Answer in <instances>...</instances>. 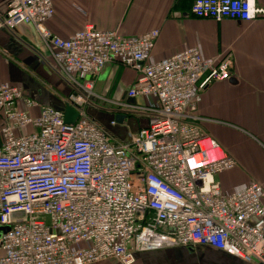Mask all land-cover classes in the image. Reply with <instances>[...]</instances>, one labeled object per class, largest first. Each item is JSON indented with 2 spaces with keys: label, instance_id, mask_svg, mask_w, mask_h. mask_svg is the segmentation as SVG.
Segmentation results:
<instances>
[{
  "label": "built area",
  "instance_id": "2783aa9c",
  "mask_svg": "<svg viewBox=\"0 0 264 264\" xmlns=\"http://www.w3.org/2000/svg\"><path fill=\"white\" fill-rule=\"evenodd\" d=\"M190 11L216 22L264 15L257 0H193ZM53 15L54 0H5L0 14V29L33 26L77 114L66 123L63 109L0 83V264H134L138 252L194 245L264 264V186L222 189L217 176L236 160L196 108L205 86L229 78L231 54L187 47L154 61L158 29L126 36L85 21L62 36L47 25ZM112 62L136 72L133 102L94 90ZM90 109L112 112L109 126L116 115L147 125L119 140Z\"/></svg>",
  "mask_w": 264,
  "mask_h": 264
},
{
  "label": "crops",
  "instance_id": "0c3cea01",
  "mask_svg": "<svg viewBox=\"0 0 264 264\" xmlns=\"http://www.w3.org/2000/svg\"><path fill=\"white\" fill-rule=\"evenodd\" d=\"M192 2L54 0V15L47 25L62 36L80 29L85 21H91L99 30H117L126 36L158 29L150 52L154 61L187 47H197L204 58L218 59L231 54L233 69L229 78L208 84L198 93L197 113L206 119L202 125L207 134L236 160L235 167L217 176L222 189L232 192L251 180L264 186V15L250 22L237 19L216 22L195 17L190 11ZM257 3L264 7V0ZM4 11L5 0H0V14ZM135 78L133 69L112 62L98 73L93 88L106 97L128 100L126 91ZM2 82L17 85L25 96L57 109H64L71 92L69 84L46 59L30 24H20L13 30L0 29ZM98 117L119 140L147 125L145 118L130 117L109 126L106 116L98 114ZM184 255H188L191 264H259L205 245L138 252L134 264H177Z\"/></svg>",
  "mask_w": 264,
  "mask_h": 264
},
{
  "label": "water",
  "instance_id": "95a60500",
  "mask_svg": "<svg viewBox=\"0 0 264 264\" xmlns=\"http://www.w3.org/2000/svg\"><path fill=\"white\" fill-rule=\"evenodd\" d=\"M86 78H88V77H86ZM128 100L130 102L134 101V99H132V98H129ZM63 113H64V122H66V123H73L74 120L76 119V116H77L76 111L69 105H66L64 107ZM123 119H124V115H116L115 116V120L117 122H122ZM7 229H8L7 226H0V234L5 232ZM254 262L262 264V263H260V262H258L256 260H254Z\"/></svg>",
  "mask_w": 264,
  "mask_h": 264
},
{
  "label": "trees",
  "instance_id": "16d2710c",
  "mask_svg": "<svg viewBox=\"0 0 264 264\" xmlns=\"http://www.w3.org/2000/svg\"><path fill=\"white\" fill-rule=\"evenodd\" d=\"M89 113H90V115H92L93 117H94V119H96L98 122H100L101 124H103L102 123V121H100V119H98L99 117H98V114H102V116L104 117V116H106L107 117V124H108V122H109V120L112 118V112H110L108 109H103V110H95V109H90L89 110ZM98 117V118H97ZM128 118H130V117H128ZM109 125V124H108Z\"/></svg>",
  "mask_w": 264,
  "mask_h": 264
},
{
  "label": "rangeland",
  "instance_id": "374dc122",
  "mask_svg": "<svg viewBox=\"0 0 264 264\" xmlns=\"http://www.w3.org/2000/svg\"><path fill=\"white\" fill-rule=\"evenodd\" d=\"M113 261L115 262V260H105V261H100L97 264H109V263H113ZM177 264H191L190 260L188 259V255H184L178 262H176Z\"/></svg>",
  "mask_w": 264,
  "mask_h": 264
}]
</instances>
